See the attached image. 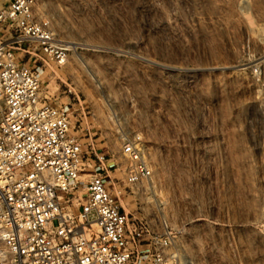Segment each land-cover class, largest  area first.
Instances as JSON below:
<instances>
[{
  "label": "rangeland",
  "instance_id": "rangeland-1",
  "mask_svg": "<svg viewBox=\"0 0 264 264\" xmlns=\"http://www.w3.org/2000/svg\"><path fill=\"white\" fill-rule=\"evenodd\" d=\"M64 63L39 65L83 147L131 139L151 178L121 195L178 264H264V0H37ZM108 158V155H107Z\"/></svg>",
  "mask_w": 264,
  "mask_h": 264
},
{
  "label": "built area",
  "instance_id": "built-area-1",
  "mask_svg": "<svg viewBox=\"0 0 264 264\" xmlns=\"http://www.w3.org/2000/svg\"><path fill=\"white\" fill-rule=\"evenodd\" d=\"M67 51L37 0H0V264H178L173 231L121 204L150 181L143 150L123 140L113 178V154L83 147L67 104L43 93L28 61L62 64Z\"/></svg>",
  "mask_w": 264,
  "mask_h": 264
}]
</instances>
